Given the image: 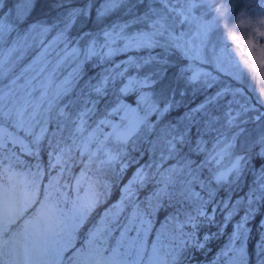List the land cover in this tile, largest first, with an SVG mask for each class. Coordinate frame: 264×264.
<instances>
[{
  "label": "snow or ice",
  "instance_id": "snow-or-ice-1",
  "mask_svg": "<svg viewBox=\"0 0 264 264\" xmlns=\"http://www.w3.org/2000/svg\"><path fill=\"white\" fill-rule=\"evenodd\" d=\"M39 2L24 0L27 11H22L21 4L17 3V18L23 20L30 15ZM257 4L258 11L245 10L235 15L223 0L214 6L212 0H56L53 7L62 9L58 19L51 23L33 22L15 35V26L8 21L7 13L0 15V163L3 159L19 163L17 148L37 160L30 188L23 197L11 202L0 200V255L4 246L11 244L16 254L11 264H179L187 249L199 251L206 246V241L227 232L225 244L211 264H216L221 254L227 257L225 264H247L250 223L260 212L253 202L260 201L261 197L249 193L246 200L238 197L231 207L225 199L221 220L217 222L216 204L219 202H213L217 190L192 174L194 162L191 159L170 166V173H183L186 168L189 178L180 181V187L176 188L177 182L170 175L149 211L134 207L124 223H119L126 199L122 195L87 231L78 246L75 233L97 204L95 193L89 192L78 205V221L67 226L63 237L59 236L53 231L54 206L50 201L52 193L59 191V178L49 177L41 198L44 172L40 147L48 137L49 123L56 117L68 116L63 106L58 107L60 102L79 84L85 70L96 72L98 69L94 83L91 79L84 80V85L90 87L97 99L91 102V108L73 118L74 135L83 137L77 146L81 154L95 156L103 149L106 162H114L118 155L104 148L105 141L111 139L117 145L126 146L138 140L149 142L148 136L155 133L150 141L152 150L166 148L165 158L176 160L180 152L178 145L185 143L187 129L180 134L168 130L165 117L170 114L172 103L170 100L160 102L158 85L174 70L187 84L210 92L194 112L203 111L225 96L242 94L241 88L232 87L224 80L227 77L242 82L246 70L253 75L260 95H264V43L260 42L264 39V0H257ZM201 8L206 11L200 12ZM89 24L93 26L87 27ZM229 41L239 54V60L232 55ZM67 66L70 71L61 76V69ZM109 96L113 99L107 114L88 129L85 117L94 113L97 105ZM237 103L240 108H229L223 113L229 129L238 128L244 122L241 117L249 111L240 101ZM54 109L56 117L51 115ZM38 117H42L44 124L37 130ZM219 119L220 116H214L212 122ZM9 123L15 131L6 126ZM171 127L175 129L176 125ZM20 132L24 136H20ZM238 135L234 133L217 155L222 156L232 148ZM48 143L51 144L50 138ZM93 143L97 145L96 151H91ZM202 144L198 138L197 147L192 151L203 152ZM70 151V147L58 149L55 163H50L49 167L59 166L63 171L66 154ZM52 155L49 152V156ZM261 155L264 156V150ZM242 161L243 157H237L229 169L215 173L212 177L215 184L229 182L233 174L238 178ZM84 179L82 171L76 178L77 185ZM143 179V169H138L122 192H128L132 184ZM260 188L264 189V184ZM8 189L4 187L0 192ZM165 199L169 201L167 207H172L176 199L180 208L164 211ZM34 205V214L13 230L12 226ZM161 211L165 215L156 227L155 217ZM258 225L264 227V216ZM201 228L216 231L201 232ZM162 233L166 239L162 238ZM261 238L264 239V234ZM24 240L31 246L25 245ZM256 244L259 247L260 241ZM49 255L56 259H45ZM0 264H4L3 260Z\"/></svg>",
  "mask_w": 264,
  "mask_h": 264
},
{
  "label": "clouds",
  "instance_id": "clouds-1",
  "mask_svg": "<svg viewBox=\"0 0 264 264\" xmlns=\"http://www.w3.org/2000/svg\"><path fill=\"white\" fill-rule=\"evenodd\" d=\"M237 5L239 7L237 8ZM260 6L257 4V0H239L234 6V12L239 13L241 11H258ZM38 21H24L21 23L25 28L29 24ZM223 34V33H221ZM261 43H264V39H261ZM229 48L232 49V55L239 60V54L235 52L234 45L228 42ZM217 46H219L217 44ZM5 51L8 47V43L4 46ZM70 71V66L61 69L60 75H64ZM96 72L88 69L85 70L84 76L79 84L73 89V91L65 97L58 107L63 106L65 112L68 114L67 118L56 117V110L54 109L51 115L56 117L53 119L48 127H52L54 136V147L60 149L64 147H70L71 151L66 154L65 163L68 167L61 173L63 179H59V191H55L50 196V201L53 204V216L52 225L53 231L63 237L68 231L67 226L78 221L77 215L78 205L81 198L85 197L89 192H94L97 197L96 207L87 213L85 222L81 225L80 229L75 233L77 245H79L86 236L87 231L93 227V225L99 220L100 216L106 211L112 209V206L121 199L122 195L126 197L124 200V210L119 218V223H124L129 212L134 208H138L141 211H149V206L154 204L159 198L161 190L164 188L169 176L171 175L176 180V188L180 187V181L187 180L189 177L186 174L187 169H184L183 173L179 171L177 173H170L169 169L173 163L183 164L186 159H191L194 163L191 165L193 169V175H198L199 179H202L216 188L219 196L221 191L227 192L229 188L234 187L237 182H242L245 178V174L249 171L252 163L256 159L264 161V156L261 155L264 150V130L257 131L253 138L250 140L239 141V135L233 145L228 151L224 152L222 156L217 155L229 143L234 133L243 131L239 129L234 131L229 129L225 124V119L212 122H204V126L201 129V134L193 137L185 142L183 145H179L180 152L176 160L166 159L167 149L163 147H157L152 150L151 144L144 140H138L128 145H117L113 140L109 139L105 141L104 148H107L111 152L118 155V159L114 162H106V156L103 149H101L95 156H91L90 153L81 154V150L78 145L81 144L83 137L80 135H74L73 133V118L78 114L92 107L91 102L96 100L97 97L91 92L90 87L84 85V80H89L94 83L96 78ZM225 83L230 84L232 87L241 88L243 90L247 84L252 85V91L255 92L256 103L261 107H264V95H260L258 86L253 78V75L245 71L243 82H234L225 77ZM113 97L109 96L107 99L101 101L94 113H91L85 117L87 120L86 127L92 128L96 121L107 114V110L111 107V101ZM5 105H8V101H5ZM7 110V108H6ZM219 116V115H215ZM214 117V116H213ZM40 124L43 126L44 120L42 117H38ZM115 120V117H111ZM51 144L53 143V137H49ZM201 139L204 149L203 152L196 154L192 151L194 147H197V139ZM103 139V137H101ZM96 143L91 145V151H96ZM79 153V155H77ZM211 157V159H209ZM237 157H243V168L238 178L235 174L230 177L229 182L217 186L212 179L213 175L219 171L229 169ZM73 161H75L78 171L73 172ZM52 163H55L53 160ZM82 165V166H81ZM126 165V167H125ZM138 169H143V181L132 184L128 192H122L126 185L132 180L134 174ZM85 173L84 181L77 185L76 178L81 172ZM259 179V177H257ZM235 182H232V181ZM171 185L169 189L171 190ZM215 197V198H216ZM217 202H219L217 200ZM169 201L164 200V211L170 212L173 208L174 201H172V207H167ZM31 213L29 215L32 216ZM159 218V214L155 219ZM27 219V218H26ZM7 238V237H6ZM31 246L30 244L28 245ZM12 245H5L3 253L0 255V260H3L4 264H11L16 259V254L12 251ZM194 253H190L184 264H196L193 259ZM22 259L24 257H21ZM45 259L55 260L54 255H49ZM84 260H88V257H82ZM180 262V261H179ZM67 264V262H65Z\"/></svg>",
  "mask_w": 264,
  "mask_h": 264
},
{
  "label": "trees",
  "instance_id": "trees-1",
  "mask_svg": "<svg viewBox=\"0 0 264 264\" xmlns=\"http://www.w3.org/2000/svg\"><path fill=\"white\" fill-rule=\"evenodd\" d=\"M3 2V8L8 7L12 3L16 2L17 0H1ZM231 3H233V10L234 6L239 2V0H230ZM56 2V0H40V2L37 4V6L31 11L30 15H27L23 20L24 21H41V22H47L51 23L53 19H58V13L62 11V9L53 7V4ZM239 5H237V8ZM93 25L89 24L87 27H92ZM26 28L24 25L19 22L14 29L13 35L16 34L17 31L23 32ZM83 30V27L80 29ZM235 82V81H234ZM157 92L161 96V103H164L166 100H170L172 103V110L168 116L165 117L166 121L168 122L167 128L168 130H171L173 134H179L184 133L187 129V133L185 135V142H188L193 135H200L201 129L204 126V122L208 121L210 124L212 123V117L215 115H219L220 119L223 120L225 117L223 116V113L229 109V105L235 103L236 106L233 108L240 106V104L237 103V101H240L243 106L246 105L248 99L254 100V97L250 91L246 89V87L243 88V93H237L235 96H225L223 99L217 101L216 103L209 104L203 111H193V109L196 108L198 104H200L206 96L210 95V92L204 91L202 88H197L196 85H189L187 84L183 79L178 78L175 74L174 70H170L166 76L162 78L161 83L157 87ZM183 93V94H181ZM231 101V103H228L227 101ZM256 103V102H255ZM259 108L261 109L262 113H264V108L261 107L259 104H257ZM253 111H248L247 115L244 116V119L242 123L239 124L238 128H234V131H238L239 129H243V131H239V141H245L250 140L254 137L255 133L260 130H264V115L260 114V118L258 120H253L252 115ZM181 119V120H180ZM179 125V129L176 127L175 129H172V125ZM8 127L11 128V124H7ZM160 126L157 125V128ZM15 131V129H12ZM23 134V132H20ZM24 135V134H23ZM153 135L148 136V141L153 139ZM53 137V143L49 144L48 139L49 137ZM54 136L55 133L52 131V127H49V133L48 137H46L45 141L40 147V153L45 154V151L48 149H57L54 147ZM179 146V145H178ZM77 155H79L77 153ZM17 157L19 159V163L14 160L13 164L17 168H20L21 170H26L27 166L32 164L36 159L32 157H28L26 154L17 153ZM6 160V159H4ZM23 163V164H22ZM73 163V172L78 171V167L75 164V161ZM82 166V165H81ZM59 166L50 169L44 174L43 182L41 184V198H43L44 195V185H47L49 177H58L59 179H63L61 177V173H57V169ZM68 165L67 163L64 164V168L67 169ZM264 161L260 159H256L253 161L249 171L245 174V178L242 182H238L234 187L229 188L227 192L221 191L219 193V196L215 198L213 201L214 203L219 201V203L216 204V220L219 222L222 217V211L221 206L223 204V201L227 199L229 201V207H231L232 202L236 200L238 197H244L245 200L247 199V195L250 193L253 197L259 195L261 197L260 201L253 202V206H258L260 208V212L256 214L255 219L251 221L250 227H251V233L247 242V256L248 261L247 264H257V262H260V264H264V239L261 238L262 234H264V227H261L258 225L259 220L262 216H264V189L260 188L261 184H264ZM259 177V179H257ZM173 208L171 211H176L180 208V204L177 202L176 199L173 200ZM35 206V205H34ZM33 206V207H34ZM227 209H225L226 211ZM165 215L164 211H161L159 213V218L155 219V225L156 227H159L160 220L163 219V216ZM217 227H219V223H217ZM230 230V226H229ZM202 231H209L214 232L216 229L214 228H201ZM227 239V232L224 236H219L207 241L206 247H209L210 256H208L209 261H213L214 257L217 256V253L220 252L221 248L224 246L225 241ZM257 240L260 241L259 247H257ZM79 246V245H78ZM191 248L187 249L179 262V264H182L185 260H187L188 255L192 252L190 250ZM223 255L220 256V258L216 261V264H223L224 260L222 259ZM227 258V257H225ZM193 259H201V256H193ZM211 263V262H210Z\"/></svg>",
  "mask_w": 264,
  "mask_h": 264
},
{
  "label": "rangeland",
  "instance_id": "rangeland-1",
  "mask_svg": "<svg viewBox=\"0 0 264 264\" xmlns=\"http://www.w3.org/2000/svg\"><path fill=\"white\" fill-rule=\"evenodd\" d=\"M218 2H221V0H212L213 6L216 3H218ZM223 2H226L228 4V7L231 8V9H233V3H231L230 0H223ZM17 3L21 4L22 11H27V7L24 5V0H17L16 2L12 3L8 7H5V9L3 8V2L0 0V15H3L4 13H7V19H8V21L11 22L14 26H16L19 22L22 21L21 19H18L17 16H16V8H15V5ZM204 11H206V8H201L200 9V12H204ZM199 14L200 13L198 12L197 15H199ZM235 15H238V13L235 12ZM208 18L211 19V16H209ZM241 83H244V82L242 81ZM246 89L252 93V95L254 97V100H250V99L246 100L247 103H246V105H244V107L245 108H248L249 111L250 110L258 109V113H257V111H253V112H255L252 115V119H253L254 116H260V114L262 113V111L259 108V106L257 105V103H255L256 100L258 99V97H256L255 92L252 91V85L251 84H247L246 85ZM157 98L159 100L161 99V96H160V94L158 92H157ZM168 101L169 100H166V101H164V103L165 102H168ZM234 106H236L235 103L230 104L229 105V108H231L233 110L240 108V106H237V107L233 108ZM241 111H243V109H241ZM247 114L248 113H244V115L241 117V120L242 121L244 119V116H246ZM176 127L178 128L179 125H176ZM10 130H12V129H10ZM23 134L19 133L20 136H24ZM25 139L30 140L31 137H25ZM9 147L11 148V145H9ZM16 151L18 153L19 152V149L17 148ZM57 151H58V148L57 149H52L51 148V149L46 150L44 155L40 153L41 170H42V172H44V174L47 171H49L50 169H53V168L49 167V165H50V163L53 162V160H55V153ZM49 152L53 153V155L51 157L49 156ZM17 153H16V156H17ZM13 161L14 160H9V159L4 160L3 159L2 160V163H0V188L2 189L4 187H9L8 190L11 191L16 196L17 200H19V199H21L23 197V194L27 190H29V188H30L29 181L32 179L31 173H33V172L36 171L35 165L37 163V160L34 161L32 164L28 165L26 170H21L20 168H17L16 166H14V164H13L14 162ZM46 168H47V171H46ZM5 169H8V171L6 172ZM59 170H60V167H58L57 173H58ZM9 177L11 178L10 180H9ZM0 200H2V199H0ZM35 211H36V206L30 208L25 213L24 217H22L17 222V225H13L12 226L13 227V230L19 224H22L23 223V220L26 219V218H28L29 215L31 213L35 212ZM162 238L166 239V237H163V233H162ZM23 243L25 245H29V241L28 240H24ZM206 243H207V241L205 242V245H206ZM190 250L192 251L191 253H194V256H196V255L201 256V259H198V260L195 259L196 264H211L210 262H212V261H209V259H208V256H210V252L208 251L209 250V247H206L205 246L203 249H200L199 251H197L195 248H191ZM220 256H222V254ZM222 259L224 260V263L223 264H225V260L227 258H225L223 256ZM182 264H184V262ZM188 264H191V261H188Z\"/></svg>",
  "mask_w": 264,
  "mask_h": 264
},
{
  "label": "bare ground",
  "instance_id": "bare-ground-1",
  "mask_svg": "<svg viewBox=\"0 0 264 264\" xmlns=\"http://www.w3.org/2000/svg\"><path fill=\"white\" fill-rule=\"evenodd\" d=\"M1 189V188H0ZM0 199L6 200L8 202H11L13 200H17L16 196L9 190L0 192Z\"/></svg>",
  "mask_w": 264,
  "mask_h": 264
}]
</instances>
